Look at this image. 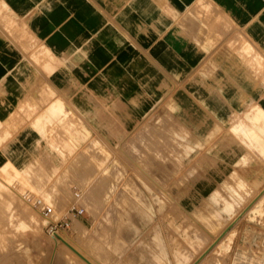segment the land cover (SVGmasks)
Instances as JSON below:
<instances>
[{"label":"rangeland","instance_id":"1","mask_svg":"<svg viewBox=\"0 0 264 264\" xmlns=\"http://www.w3.org/2000/svg\"><path fill=\"white\" fill-rule=\"evenodd\" d=\"M11 23L13 22L7 20L4 15H0V26L9 29ZM14 32H17L15 33L17 37ZM9 34L22 42L31 39L22 31V27H12ZM221 51L223 50L219 48L218 52ZM41 59L44 58L34 54L27 58L43 75L55 71L51 75L64 77V81L53 79L47 85L44 80H39L36 91L23 97L13 112L3 121L0 120V165L8 163L15 166L17 170L10 168L8 171H18L20 177L26 180L23 185L17 182L10 183V188L17 190L23 201L30 204L28 198L39 199L41 191L48 188L42 180L41 182L33 180L32 159L28 157L32 155L36 157L37 162L42 163L46 173L49 174L48 182L58 178L59 182L54 186L56 194L65 195L66 199L59 210L48 205V201L42 197L39 199L41 202L38 207L33 205V201L31 206L39 212L40 207L50 206L51 213L56 211V216L51 217L53 219L69 216V227L61 235L73 239V242L75 240L74 243L82 242L81 246L87 241L89 245L83 247L94 256L97 255L95 259H98L99 263L100 261L102 264L263 263L264 208L263 211L240 215L245 203L247 204L257 188L251 189V195L243 203H234L231 211L222 210L227 200L236 197L230 187H235L239 178L251 182L264 170V154L257 149L258 144L254 147L243 143L238 136H233L228 130L226 127L228 122L225 125L221 124V120L212 112H180L181 104L193 106L194 111L196 107L203 111L208 109L204 101L199 100L189 91L187 82L180 81L169 82L166 96L157 102L150 112L144 114L138 127L129 133V139L127 138L125 142V139H121L125 132L120 133L119 138L116 131V114L106 111L109 97L93 96L90 86L92 81L86 82L85 89L84 85L81 88L78 86L77 66L72 64V57L70 67L64 70L61 68V58L51 57L47 60V64L44 62L46 59L44 61ZM216 68V65H212L207 71L211 72ZM252 78L253 87L261 85L262 89L264 88V65L261 66L260 73H256ZM176 91L178 93L182 91L184 96L176 97ZM80 93L82 96H79ZM245 99L247 101L249 98L245 97ZM79 100L82 107H79ZM52 103L61 104L66 114L55 113L51 118L48 110ZM84 104L87 106L86 110ZM89 106L95 108L97 112L88 111ZM111 115H113L112 119ZM22 117L25 119H21ZM36 119H39L38 124ZM214 122H219L220 126L216 127ZM112 126L114 129L111 128ZM243 140L246 141V138ZM121 141H124L123 145ZM170 157L175 162L170 161ZM20 165L23 168H18ZM181 165L184 167L181 168ZM62 169H65V173L61 176ZM11 179L16 181L17 177L11 176ZM129 180L133 182L130 183ZM167 180L170 181L165 183ZM255 184L259 185V182ZM84 187L88 190L90 198L86 196L80 200ZM184 187V191L181 190ZM132 190L139 194V200L130 197L134 195L131 193ZM101 195L105 196L104 199L95 203L96 207L89 211L85 203H90L93 197L98 199ZM71 206L80 207L81 212L71 215L69 213ZM2 210L0 207V224L7 225L8 219ZM216 211L221 212L222 223L219 221L218 227L217 225L211 227L208 225V219L211 218V213ZM73 218L86 227L88 237L84 233L81 236L73 228ZM198 218L201 219L200 222ZM227 218L231 220L229 219L228 222ZM46 223L47 221L38 232L24 231L20 244L17 242L18 236H15L17 238L8 236L5 240L7 242L5 253L9 256L3 264H64L57 260L55 246L52 236L46 229ZM221 226L222 229L230 230L223 240L225 244L223 248L220 246L221 243H215L218 235L223 231ZM199 227L203 229L201 232H198ZM200 233L205 236V240L198 250L191 246L190 239ZM21 244L31 245L29 260L20 255L21 248L18 246ZM180 247L193 251L187 257H183L184 250Z\"/></svg>","mask_w":264,"mask_h":264},{"label":"crops","instance_id":"2","mask_svg":"<svg viewBox=\"0 0 264 264\" xmlns=\"http://www.w3.org/2000/svg\"><path fill=\"white\" fill-rule=\"evenodd\" d=\"M0 13L13 22L0 26L1 121L39 80L64 81L55 71L43 75L27 60L31 54L61 58L63 70L72 57L78 86L92 81L93 96L109 97L106 111L116 114L119 138L126 132L121 139L166 96L171 81L187 82L208 107L181 104L180 112H212L226 127L258 105L264 109V88L252 85L264 65V0H0ZM12 27L31 39L13 38Z\"/></svg>","mask_w":264,"mask_h":264},{"label":"bare ground","instance_id":"3","mask_svg":"<svg viewBox=\"0 0 264 264\" xmlns=\"http://www.w3.org/2000/svg\"><path fill=\"white\" fill-rule=\"evenodd\" d=\"M46 64H47V60L44 61ZM38 76V75H37ZM42 77V76H41ZM43 78V77H42ZM44 79V78H43ZM49 81V80H47ZM48 85V84H47ZM36 88V87H35ZM52 88V87H51ZM34 89V88H33ZM32 90V89H31ZM38 93V92H37ZM88 95V94H87ZM32 99V98H31ZM34 99V98H33ZM30 101V100H29ZM42 101V100H41ZM33 102H35L33 100ZM168 104V103H167ZM33 105V104H32ZM163 105V104H162ZM34 106V105H33ZM32 106V107H33ZM112 108V107H111ZM160 108V107H159ZM255 109V110H254ZM36 110V109H35ZM28 111V110H27ZM50 112V117L53 118L54 117V114L57 113V114H66L65 110L62 108L61 104H50L49 105V110ZM171 111V110H170ZM26 114V113H25ZM21 117V116H20ZM149 117V116H148ZM147 117V118H148ZM153 118V117H152ZM21 119H25V118H21ZM143 119V117H142ZM149 119V118H148ZM154 119V118H153ZM141 120V119H140ZM139 120V121H140ZM150 120V119H149ZM23 123V122H22ZM36 123L38 124L39 123V119H36ZM164 123V122H163ZM20 124V123H19ZM138 124V122H137ZM21 125V124H20ZM135 125V124H134ZM133 125V126H134ZM142 125V124H141ZM145 125V124H144ZM103 126V125H102ZM108 126V125H107ZM105 127V126H104ZM138 127V126H137ZM164 127V126H163ZM107 130V129H106ZM134 130V129H133ZM228 130H230V132H232V135L233 136H238L243 143H246L247 145H255V144H258L259 145V148L257 147V149L262 153L264 154V109L261 107V106H257L256 108H253L251 113H247L244 118L243 117H240V116H235L233 121L230 123L229 127H228ZM192 131V130H191ZM108 132V131H107ZM109 133H111L109 131ZM126 133V132H125ZM128 133V132H127ZM134 133V132H133ZM194 133V132H193ZM7 134V133H6ZM5 134V135H6ZM116 135V133H115ZM126 135V134H125ZM124 135V136H125ZM184 135H182L183 137ZM126 137V136H125ZM246 138V141H244L243 139ZM128 138V137H127ZM126 138V139H127ZM142 138V137H141ZM126 139H125V142H126ZM129 139V138H128ZM53 140V138H52ZM133 140V139H132ZM54 141V140H53ZM203 142V140H201ZM49 142V141H48ZM56 142V141H54ZM122 142V141H121ZM124 142V141H123ZM123 142L122 144L118 142V144H121L123 145ZM130 142V141H129ZM135 142V141H134ZM209 142V141H208ZM50 144V143H49ZM56 144V143H55ZM134 144V143H133ZM51 145V144H50ZM54 145V144H53ZM182 145V144H181ZM52 146V145H51ZM57 146V145H55ZM132 146V145H131ZM138 146V145H137ZM206 146V145H205ZM209 146V145H208ZM220 146V145H219ZM121 147V146H120ZM255 147V146H254ZM119 148V147H118ZM180 148V147H179ZM238 148V147H237ZM148 149V148H147ZM200 149V148H199ZM55 150V149H54ZM167 150V149H166ZM196 150V149H195ZM128 151V150H127ZM133 151V150H132ZM145 151V150H144ZM171 151V150H170ZM177 151V149H176ZM57 152V151H56ZM147 152V151H146ZM149 152H151L149 150ZM202 152V151H201ZM132 153V152H131ZM134 154V153H133ZM136 154V153H135ZM44 155V154H43ZM198 155H199V152H198ZM205 156V155H204ZM29 158L32 159V166L31 168H33L32 170V173H33V180L37 181V182H41V180L44 182V184L46 186H48L47 189H44L41 191L40 193V198L39 199H42L44 198V200L46 199L48 202V205H52L54 206V208L56 210H59L63 207V203L66 199L65 195L61 196L59 195L58 193L56 194V191H55V184H57L59 182L58 178L56 177L53 181L51 182H48V175L43 167V165H41L42 163L40 162H37L36 161V157L35 156H28ZM193 157V156H192ZM196 157V156H195ZM207 157H209L207 155ZM45 158V156H44ZM151 158V157H150ZM211 158V157H210ZM239 158V157H238ZM133 159V158H131ZM198 159V158H197ZM205 159V158H204ZM25 160V159H24ZM23 160V161H24ZM43 160V159H42ZM154 160V159H153ZM170 161H174V160H171V157L169 159ZM212 160V158H211ZM239 160V159H238ZM143 161V160H141ZM146 161V160H145ZM197 161V160H196ZM214 161V160H212ZM144 162V161H143ZM175 162V161H174ZM173 162V163H174ZM177 162V160H176ZM199 162V161H198ZM40 163V164H39ZM159 163V161L157 162ZM195 163V161H194ZM213 163V162H212ZM140 164V163H139ZM147 165V162L145 163ZM163 164V163H162ZM175 164V163H174ZM181 164V163H180ZM193 164V162H192ZM201 164V163H200ZM211 164V163H210ZM46 165V164H45ZM142 165V164H141ZM140 165V167H141ZM144 165V164H143ZM151 165V164H150ZM159 165V164H158ZM157 165V167H159ZM177 165V164H175ZM184 165V164H182ZM181 165V168H183L184 166ZM62 166V165H61ZM65 166V165H64ZM138 166V165H137ZM153 166V165H152ZM80 167V165H79ZM107 167V166H105ZM104 167V168H105ZM12 168L14 170H17L15 168V166L13 165H9L8 163H5V164H1L0 165V207L3 209L2 212L6 214L7 216V225H5L4 223L1 225L0 224V264H3V261L9 256V254H6L5 253V248L7 247V242L5 241L8 236L12 235L11 238H17L15 236H18V239H17V242L18 244L21 243V236H24L23 232L24 231H29V232H38L40 229H41V226L44 224L45 221H47V218L41 214L39 212L38 209H35L31 206V201L30 204L27 203L26 201H23V199L21 198V194H19V192L17 190H15L14 188H10V183H13V182H17L19 183V185H23L24 184V181H26L24 178L20 177V173L18 171H14V172H9L8 170ZM18 168H23L21 165L18 166ZM151 168V167H150ZM154 168V167H153ZM180 168V170H181ZM56 167L54 168V171H55ZM82 169V168H81ZM144 169V168H143ZM142 169V170H143ZM166 169V168H164ZM179 169V168H178ZM198 169V167H197ZM80 170V169H79ZM145 170V169H144ZM147 170V169H146ZM151 170V169H150ZM160 170V169H159ZM172 170V169H171ZM175 170V169H174ZM221 170V169H220ZM167 171V170H166ZM179 171V170H178ZM202 171V170H201ZM82 172V170H81ZM65 173V169H62L61 171V176ZM83 173V172H82ZM152 173V172H151ZM177 173V171L175 172ZM91 174V173H89ZM137 174V173H136ZM153 174V173H152ZM169 174V173H168ZM238 173H235V175H237ZM80 175V174H79ZM87 175V174H85ZM148 175V174H147ZM171 175V174H170ZM175 174H173V177H174ZM199 175V174H198ZM11 176H15L17 177L16 181H12L11 179ZM83 176V175H82ZM81 176V177H82ZM149 176V175H148ZM152 176V175H151ZM150 176V178H151ZM239 176V175H238ZM254 176V175H253ZM55 177V176H54ZM154 177V176H153ZM172 177V176H170ZM46 178V179H45ZM169 178V177H168ZM199 178V177H198ZM252 178V177H251ZM251 178L249 180H251ZM61 179V178H60ZM154 179V178H153ZM152 179V180H153ZM159 179V178H157ZM172 179V178H171ZM58 180V181H57ZM132 180V179H131ZM155 180V179H154ZM153 180V181H154ZM173 180V179H172ZM192 180V179H191ZM130 181V180H129ZM170 181V180H169ZM167 180V182L165 183H168L169 182ZM33 182V181H32ZM125 182V181H124ZM133 182V181H130V183ZM157 182V181H156ZM155 182V183H156ZM174 182V181H173ZM176 182V180H175ZM256 182H259V185L258 184H255ZM160 183V182H159ZM42 184V183H40ZM125 184V183H124ZM127 184V183H126ZM158 185V183H156ZM32 185V183H31ZM37 185V184H36ZM131 185V184H130ZM133 185V184H132ZM172 185V184H171ZM34 186V185H33ZM39 186V185H38ZM43 186V185H42ZM167 186V185H166ZM180 186V185H179ZM183 186V185H182ZM129 187V186H128ZM169 187V186H167ZM253 187H256L257 190L255 192L254 190V193H253V196L250 197V200H246L248 201L247 204L245 203V207L243 208V211L240 212V215H243L247 212H256V211H263V208H264V170H262L261 172H259L257 174V177L252 179L251 182H247L246 180H243V179H238L237 182H236V186L235 187H230L231 188V191L236 194V197H232L231 200H227L226 203L223 205V209L225 212L226 211H231L232 210V207L234 205V203H243V201L249 196L251 195L252 191L251 189ZM87 188V186H86ZM187 188V187H186ZM88 189V188H87ZM130 189V188H129ZM128 189V190H129ZM136 189V188H135ZM185 189L182 188L181 190ZM188 189V188H187ZM41 190V189H40ZM138 190V188L136 189ZM167 190V189H166ZM164 189V191H166ZM180 190V189H179ZM253 190V189H252ZM82 193H83V196L80 198L78 196V199L80 198V200H82L83 198H90L88 196V190L85 189L84 187V190L82 189ZM177 191V190H176ZM184 191V190H183ZM186 192V191H185ZM76 193V192H75ZM134 195L130 197H134L136 198V200L140 198L139 194H136L135 193V190H132V192ZM139 193V192H138ZM176 193V192H175ZM179 193V192H178ZM39 194V193H38ZM56 194V195H55ZM168 194V193H167ZM182 195V194H181ZM24 196V195H23ZM180 196V195H179ZM42 197V198H41ZM104 195H101L100 198H92L89 199L91 200L90 203H85V206L88 208L89 211H92L93 208H95L96 204L95 203H98L99 201L103 200L104 199ZM123 197H124V194H123ZM173 197V195H172ZM176 197V195H175ZM182 197V196H181ZM121 198V197H120ZM208 198V197H207ZM208 200V199H207ZM214 200V199H213ZM122 201V200H121ZM132 201V200H131ZM245 201V202H246ZM202 202V201H201ZM200 202V203H201ZM132 203V202H131ZM136 203V202H135ZM134 203V206H136ZM205 203H208V202H205ZM217 203V202H216ZM209 204V203H208ZM133 205V204H132ZM205 207V205H203ZM202 206V207H203ZM210 206V205H209ZM207 207V206H206ZM241 207V206H240ZM239 207V208H240ZM243 207V206H242ZM238 208V209H239ZM202 209H205V208H202ZM207 209V208H206ZM236 209V210H238ZM208 210V209H207ZM234 210V209H233ZM235 210V211H236ZM204 211V210H202ZM207 212V211H206ZM205 212V213H206ZM237 212V211H236ZM234 212V213H236ZM203 213V212H202ZM210 213V211H209ZM56 211H54L53 213H51V217H55L56 215ZM189 214V213H188ZM199 214V213H198ZM229 214V213H228ZM190 215V214H189ZM206 215V214H204ZM263 215V214H262ZM193 216V215H192ZM198 216V215H197ZM246 216V215H245ZM226 217V216H225ZM231 217V216H230ZM221 212L220 211H216V212H213L211 213V218L208 219V225L213 227V226H216L219 221L221 222ZM119 219V218H118ZM200 218H198L199 220ZM228 219V222H229V219L230 218H227ZM197 220V222H198ZM201 220V219H200ZM199 220V222H200ZM231 220V219H230ZM235 220V219H234ZM241 220V219H240ZM193 221H194V218H193ZM239 221V220H238ZM73 228H75V230H77V233L78 234H86L88 237V231L86 229V227L77 219H74L73 218ZM132 222V221H131ZM225 222V221H224ZM6 223V222H5ZM204 223V222H203ZM222 223V222H221ZM227 223V222H226ZM236 223V222H235ZM197 224V223H196ZM225 224V223H224ZM238 224V223H237ZM200 225V224H199ZM203 225V224H202ZM205 225H206V222H205ZM207 225V226H208ZM197 226V225H196ZM220 226V225H219ZM234 226V225H233ZM187 227V226H186ZM201 227V226H200ZM199 227V228H200ZM204 227V225H203ZM218 227V225H217ZM224 227V225H223ZM198 228V229H199ZM209 228V227H207ZM220 228V227H219ZM231 228V227H230ZM187 229V228H186ZM213 229V228H212ZM215 229V228H214ZM217 229V228H216ZM221 229H222V226H221ZM237 229V228H235ZM203 230V229H202ZM201 228H200V231L198 232H201L202 231ZM210 230V229H209ZM223 230V231H222ZM221 233L218 235L215 243L219 244L221 243V248H223L225 246V244H223V240L225 239V237L227 236V233L230 231L229 228L228 229H222ZM115 231H116V228H115ZM194 231V230H193ZM212 231V230H210ZM217 231V230H216ZM195 232V231H194ZM205 232V231H204ZM202 232V233H204ZM220 232V231H219ZM189 233V232H188ZM206 233V232H205ZM218 233V232H217ZM236 233V231H235ZM83 234V235H84ZM193 234V233H192ZM196 235V234H195ZM206 235V234H205ZM208 235V234H207ZM213 236V235H212ZM51 237V236H50ZM85 237V238H86ZM215 237V236H214ZM55 239L53 240V238L51 237L52 239V242L55 246V254H56V257H57V260L59 262H63L64 264H100L99 261L97 262V260L95 259V257L97 256H94L93 254L90 253L89 250H87L86 248H84L83 246L87 244V241H84V245H80V244H77V243H74L76 242L74 240V242L69 239L67 236L65 235H60V236H55L54 237ZM207 239H209L208 237H206ZM190 239V237H189ZM232 239H234L232 237ZM205 240V236L203 234H197L196 236H193L191 239H190V244L191 246L194 247V249H200V245H202L203 241ZM211 240V239H210ZM207 242V241H206ZM83 244V243H82ZM91 244V243H90ZM93 244V243H92ZM95 244V243H94ZM208 244V243H207ZM89 244H87L88 246ZM230 245V244H229ZM31 245H19L18 248H21V253L20 255L22 257H24L25 259H30L31 258V253H30V247ZM86 246V247H87ZM93 246V245H91ZM95 246V245H94ZM93 246V247H94ZM99 246V245H98ZM184 246V245H183ZM206 246V245H205ZM211 246V245H210ZM96 247V246H95ZM100 247V246H99ZM214 247V246H213ZM89 248V247H88ZM179 248V247H178ZM181 248V247H180ZM184 248V247H183ZM181 248V249H183ZM220 248V249H221ZM94 249V248H93ZM101 249V247H100ZM186 249V247H185ZM198 249V250H199ZM212 249V248H210ZM184 250V249H183ZM230 250V249H228ZM93 251V250H92ZM96 251V250H95ZM193 251V250H191ZM189 250H184L183 253H182V256L183 257H187L189 255V253L191 252ZM202 251V250H201ZM200 251V252H201ZM94 252V251H93ZM101 252V251H100ZM206 252V251H205ZM181 252H179L180 254ZM208 253V252H207ZM206 253V255H207ZM103 254V253H102ZM198 254V253H197ZM196 254V256H197ZM205 254V253H204ZM212 254V253H211ZM195 255V254H194ZM213 255V254H212ZM211 255V256H212ZM262 255V254H261ZM100 256V254H99ZM105 256V255H103ZM210 256V254H209ZM221 256V255H220ZM182 257V259H183ZM205 257V256H203ZM194 258V257H193ZM192 258V259H193ZM213 258V257H212ZM157 259V258H156ZM191 259V261H192ZM197 259V258H196ZM195 259V260H196ZM211 259V258H210ZM253 261V260H252ZM255 261V260H254ZM263 261V259H262ZM58 262V263H59ZM181 261L179 260V263ZM194 262V261H193ZM250 262V261H249ZM264 262V261H263ZM191 263V262H190ZM199 263V262H198ZM197 262L194 264H198ZM219 263V262H218ZM253 264H255L256 262H252ZM102 264V263H101ZM115 264V263H113ZM200 264V263H199ZM261 264V262L259 263Z\"/></svg>","mask_w":264,"mask_h":264},{"label":"built area","instance_id":"4","mask_svg":"<svg viewBox=\"0 0 264 264\" xmlns=\"http://www.w3.org/2000/svg\"><path fill=\"white\" fill-rule=\"evenodd\" d=\"M28 199L30 201H33L32 203L36 207H38L39 203L41 202L39 199H36V200L30 199V198H28ZM40 212L47 218L46 229L52 237H55V236L58 237L61 235L62 232H64L65 230L68 229L69 220H70L69 216L66 215V216H63V217L58 218V219H53L50 216L52 209L50 206H47V205L40 207ZM80 212H81L80 207L71 206L69 209V213L71 215H76ZM261 264H264V262Z\"/></svg>","mask_w":264,"mask_h":264}]
</instances>
